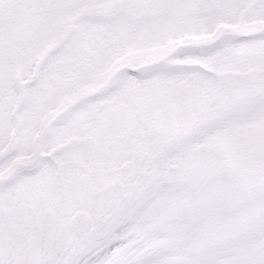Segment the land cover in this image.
I'll list each match as a JSON object with an SVG mask.
<instances>
[{
  "label": "snow or ice",
  "instance_id": "snow-or-ice-1",
  "mask_svg": "<svg viewBox=\"0 0 264 264\" xmlns=\"http://www.w3.org/2000/svg\"><path fill=\"white\" fill-rule=\"evenodd\" d=\"M0 264H264V0H0Z\"/></svg>",
  "mask_w": 264,
  "mask_h": 264
}]
</instances>
